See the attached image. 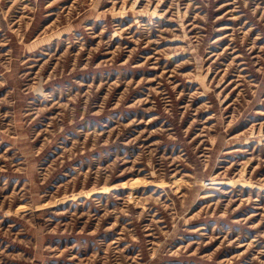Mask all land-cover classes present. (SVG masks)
<instances>
[{
    "label": "rangeland",
    "instance_id": "1",
    "mask_svg": "<svg viewBox=\"0 0 264 264\" xmlns=\"http://www.w3.org/2000/svg\"><path fill=\"white\" fill-rule=\"evenodd\" d=\"M0 264H264V0H0Z\"/></svg>",
    "mask_w": 264,
    "mask_h": 264
}]
</instances>
